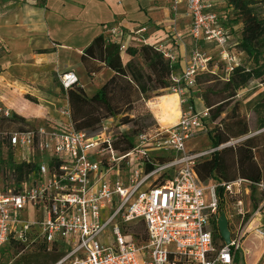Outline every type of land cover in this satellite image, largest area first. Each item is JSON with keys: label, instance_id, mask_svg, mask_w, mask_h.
I'll return each instance as SVG.
<instances>
[{"label": "built area", "instance_id": "1", "mask_svg": "<svg viewBox=\"0 0 264 264\" xmlns=\"http://www.w3.org/2000/svg\"><path fill=\"white\" fill-rule=\"evenodd\" d=\"M181 3L191 20L189 35L195 45L182 70L169 78L167 90L184 107L177 122L137 134L134 146L122 152L113 149L114 133L106 120L93 133L78 130L68 108L62 111L67 118L63 125L42 123L5 133L15 162L37 167L22 190L4 191L0 186V249L11 239L25 245L44 243L59 254L52 264H234L249 236L264 237V199L247 220L250 210L242 204L232 211L222 205L242 190L247 194L249 184L263 187L262 182L236 178L204 184L194 170L196 160L218 149L187 148L209 117L206 108L193 111L191 90L199 74H216L218 69V62L197 42L217 49L221 80L229 77L238 60L228 50L230 35L211 5L205 0H171L173 13ZM145 31L144 26L137 28L127 42L129 36L111 26L106 41H118L124 54L130 45L146 44ZM155 48L175 63L173 53ZM59 81L66 90L79 79L75 72L65 71ZM11 116L0 101V120ZM222 212L230 242L221 238L218 246L214 235ZM103 213L108 216L101 219ZM138 222L143 231L135 238L129 227Z\"/></svg>", "mask_w": 264, "mask_h": 264}, {"label": "crops", "instance_id": "2", "mask_svg": "<svg viewBox=\"0 0 264 264\" xmlns=\"http://www.w3.org/2000/svg\"><path fill=\"white\" fill-rule=\"evenodd\" d=\"M205 1L235 40L233 32L239 29L229 21L231 8L226 0ZM190 21L185 4L173 13L171 0H0V51L1 47L7 51L0 54V101L31 122L63 125L68 99L56 85L59 75L75 72L78 84L91 96L113 73L102 67L89 78L98 81L91 89L81 81L77 70H85L80 55L95 36L118 26L131 42V32L144 26L147 44L176 56L173 74H177L195 45L189 35ZM207 44L197 42L201 50ZM121 57L123 62L128 60L126 53ZM177 100L180 109L178 96Z\"/></svg>", "mask_w": 264, "mask_h": 264}, {"label": "trees", "instance_id": "3", "mask_svg": "<svg viewBox=\"0 0 264 264\" xmlns=\"http://www.w3.org/2000/svg\"><path fill=\"white\" fill-rule=\"evenodd\" d=\"M226 3L227 7H230L232 12L234 11L237 20L242 24L241 29L233 32L235 34L233 45L236 46L239 53L248 56L253 63V67L247 69L241 62H238L229 77L223 80L224 90L222 93H225L224 96L218 102H211L207 97L204 98L206 106L204 108L208 109V113L212 112V115L209 113L207 118L209 122H213L221 115L224 103L233 99L238 90L245 87L249 81L259 80L264 85V0H226ZM234 19L232 13L229 21L234 22ZM106 29L95 36L82 50L80 61L88 76L94 75L102 67L112 71V75L91 96L86 95L79 84H73L66 90L60 88L61 93L66 95L68 99L71 123L76 129L86 130L88 133L95 132L102 119L117 116L126 107L139 100L148 99L149 94L156 93L158 95L159 90L167 89L170 85L169 78L174 70L173 64L164 58L162 52L147 43L130 45L125 51L128 60L123 62L119 42L106 41ZM1 53H7L4 47H1ZM204 74L210 75L207 72L199 75ZM196 91L197 80L196 86L191 90L192 97ZM163 95L162 108L164 112L166 110L169 113V110L174 109L171 111L170 116L173 119L176 118L180 113L177 95L173 93ZM168 99L172 103L169 102L168 104ZM131 120L132 118L125 117L122 119V124ZM165 120L164 117L160 119L161 122H165ZM41 124L42 122H31L16 113H12V116L8 119L0 120V186L4 191L18 192L22 190L27 183V175L31 172L34 173L37 167L35 163L15 162L5 133L28 130ZM263 127L264 121L260 124V128ZM157 128L158 126H155L141 132L151 133ZM134 132L135 130H133ZM247 133L248 129L244 128L235 136ZM231 137L216 131L212 136V144L214 147H218L229 141ZM134 144L135 140L132 136L119 134L118 136L114 135L112 147L115 151L122 152L131 149ZM253 148V138H247L234 146H223L196 160L194 170L204 184L228 182L236 178H243L250 183H260L262 172L254 161ZM252 185L249 184V187ZM246 215L247 213L245 217ZM137 224L138 226L129 228L135 238H138L143 231L142 223L138 222ZM220 241L221 236L216 229L214 243L219 246ZM8 245L10 248L20 246L23 248L39 247L44 249L46 247L44 243L37 242L25 245L15 243L12 239L8 242ZM235 262H238V256H236Z\"/></svg>", "mask_w": 264, "mask_h": 264}, {"label": "rangeland", "instance_id": "4", "mask_svg": "<svg viewBox=\"0 0 264 264\" xmlns=\"http://www.w3.org/2000/svg\"><path fill=\"white\" fill-rule=\"evenodd\" d=\"M232 13L235 18V26L238 27V29H241L242 24L237 20L234 11H231V14ZM225 31L228 32L229 35L231 34L229 30ZM234 41L235 40L231 35L228 39V50L245 68H252L253 63L247 55L238 52L236 46L233 45ZM203 50L211 55L213 62H218V69L216 70V74H204L198 76L197 91L193 93V97L190 100L194 112L206 107L204 104L205 97L211 102H218V100H220L225 94L222 93L224 90L223 80L220 78L222 76V65L217 58V49L212 44H207L203 46ZM77 71L79 75H81V81H83L85 87L91 89L94 85L96 86L98 84V81L93 82L89 79L93 76H88L81 69H78ZM56 85L61 88L59 77L58 80H56ZM90 89L88 90V93L91 95L93 92H91ZM157 93L158 95H156V93H151L149 94L148 99L139 100L126 107L117 116L107 117L102 120H106V124L109 125L111 130H113L114 135L128 134L132 136L134 140L137 134L144 129L153 128L155 126L169 127L174 125L177 122L180 113L173 119L170 114L174 109L169 110V113H167V111L165 110L164 112L162 108V101L164 100L163 94L172 93L167 89L159 90ZM159 96H161V98L158 99ZM25 97L31 99L30 96ZM167 101L168 104L169 102L172 103L170 99ZM181 109H184V107H180L179 110L181 111ZM209 113L212 115L211 111ZM125 117L132 118V120L122 124V119ZM162 117L166 118L165 122L159 121ZM37 121L38 120H36V122ZM263 121L264 85L259 80H251L245 87L238 90L233 99L224 103L223 112L218 118L213 122H209L208 120L206 124L197 131L196 136L187 143L188 150L191 152H199L215 148L212 144V136L216 131L224 135L232 136L229 141L216 147L218 149L223 146H234L236 143L247 138H253L254 148L252 152L254 161L262 172L261 182L263 187L260 188L256 185H252L249 187L248 194L242 190L236 197L229 198L224 204H222L226 211H232L234 208L239 209L241 208V204L244 209L250 207V212L247 213L245 220L251 217L253 212L259 207L261 200L264 199V127L260 128V124ZM244 128L248 129L247 134L235 136ZM133 130H135L134 133ZM255 204H257V206H255ZM261 211L262 219L264 220V205L261 208ZM25 216L26 213L23 211L22 217ZM106 216H108V213H103L101 219ZM133 226H138V224H134L130 227ZM251 237L253 238L249 240L246 239L243 242L242 250L238 256V262H235V264H264V237L254 235H251ZM0 253V261L4 264H52L54 260L59 257L57 252H52V250L49 251L46 247L44 249L39 247L23 248L20 246L10 248L8 244L1 247Z\"/></svg>", "mask_w": 264, "mask_h": 264}, {"label": "water", "instance_id": "5", "mask_svg": "<svg viewBox=\"0 0 264 264\" xmlns=\"http://www.w3.org/2000/svg\"><path fill=\"white\" fill-rule=\"evenodd\" d=\"M217 228L222 240L228 244L230 242V232L228 229V220L224 212L218 217Z\"/></svg>", "mask_w": 264, "mask_h": 264}, {"label": "bare ground", "instance_id": "6", "mask_svg": "<svg viewBox=\"0 0 264 264\" xmlns=\"http://www.w3.org/2000/svg\"><path fill=\"white\" fill-rule=\"evenodd\" d=\"M251 238H253V237H251V236H250V237H248V240H249V239H251Z\"/></svg>", "mask_w": 264, "mask_h": 264}]
</instances>
